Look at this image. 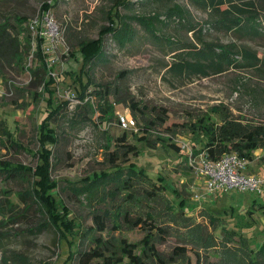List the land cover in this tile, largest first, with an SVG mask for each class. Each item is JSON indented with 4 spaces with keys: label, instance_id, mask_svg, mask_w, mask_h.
Masks as SVG:
<instances>
[{
    "label": "rangeland",
    "instance_id": "obj_1",
    "mask_svg": "<svg viewBox=\"0 0 264 264\" xmlns=\"http://www.w3.org/2000/svg\"><path fill=\"white\" fill-rule=\"evenodd\" d=\"M44 2H49L50 11L62 28L65 45L57 51L55 64L49 66L41 49L35 47L30 29L20 36L25 42L24 37L31 35V45H26L24 57V66L28 69L9 67L0 71V121L5 122L12 135L11 140L0 135V164H20L36 171L43 150L51 148L49 176L52 182H58L66 211L60 208L54 217L48 210L43 211L44 216L39 212L28 196L29 192L32 195L35 172L30 178L15 181H6L4 173L0 174V204L7 201L15 204L13 209L0 211V264H80L72 254L79 242L82 250L91 247L89 238L84 240L82 236L94 226L92 212L102 207V189H90V181L95 174L110 168L104 148L125 132L117 119L119 115L133 117L128 106L132 97L146 104L153 117L160 109L165 110L167 121L159 130L173 128L172 141L182 145L180 152L161 146L150 148L130 136L128 143L140 150L138 156L129 157L135 167L152 179H162L170 198L175 197L173 189L181 192L187 206L192 207L189 216L206 226L220 241L228 229L248 239L253 249L264 244V215L257 209L258 205L251 208L253 204L264 205V186L261 193L231 190L209 194L187 156L188 148H199L187 126L214 106L223 104L237 117L264 122V17L248 21L250 29L261 32L255 39H242L238 34L216 30L203 33L207 42L235 43L253 49L258 53L257 64L231 68L207 78L183 79L172 76L168 69L176 44L200 46L195 35L172 24L156 27L158 38H155L135 19L156 14L163 17L169 6L179 4L190 10L195 24H205L207 13L190 0H131V7L120 5L122 0H0V17L18 14L33 20L41 14ZM109 17L117 28L128 19L135 38L120 46L107 35L104 59L84 67L80 53L68 45L67 38L98 39L102 28L110 24ZM167 39L175 44L168 45ZM106 86L111 90L107 100L115 107V117L100 124L102 116L108 117L103 113L106 96L102 89ZM56 109L59 113L48 127L51 133L48 132L42 143L39 124ZM248 173H264V150L256 151ZM24 192L27 195L22 197ZM205 211L219 218L216 229L207 216H202ZM65 217L73 223L61 225L67 238L55 224L57 220L64 222ZM115 235L129 243H139L145 230L125 229ZM182 245L178 238L168 237L158 248L170 254ZM190 249L191 264H221L213 251H201V256L196 257ZM90 264H104V261L97 259Z\"/></svg>",
    "mask_w": 264,
    "mask_h": 264
},
{
    "label": "trees",
    "instance_id": "obj_2",
    "mask_svg": "<svg viewBox=\"0 0 264 264\" xmlns=\"http://www.w3.org/2000/svg\"><path fill=\"white\" fill-rule=\"evenodd\" d=\"M190 1L207 13L208 19L205 24H195L190 10L179 4L169 6L163 17L161 14H156L153 17L135 19L155 38H158L156 27L172 24L195 35L200 46L180 42L176 44L173 62L168 69L172 76L183 79L207 78L226 73L231 68L253 67L259 62L258 53L253 49L240 47L235 43L207 42L203 33L216 30L238 34L242 39L260 37L261 32L258 29H250L248 21L264 17V0ZM120 5L131 7L133 3L131 0H122ZM50 8L49 2H44L41 13ZM115 11L118 12L117 9ZM108 19L110 24L102 28L98 39H76L71 36L67 38L68 45L70 44L80 53L84 67L104 59L107 35H111L120 46H126L134 40L135 30L126 21L128 19L123 21L120 28L115 27L116 23L111 17ZM29 21L28 17L18 14H14L13 17H0V71L9 67L19 68L22 71L28 69L24 66V57L26 45L29 47L31 45V35L27 34L24 37L25 42L20 40V36L30 30ZM166 42L170 46L175 44L169 39ZM240 61L246 64H241ZM53 81L50 80L51 83ZM102 92L106 96L103 113L108 117L102 116L99 120L100 124L106 119L110 121L115 117V107L109 105L107 100L111 95L110 87H104ZM128 106L138 129L125 131L121 136L114 138L112 144L105 146V156L110 168L95 174L90 181V189L98 187L102 189L100 203L102 207L92 212L94 226L82 236L84 240L89 238L87 240L91 247L82 250L79 242L72 258L75 256L80 264H90L97 259L104 261V264H191L188 255V250L191 248L196 257L201 256V251L205 253L213 251L220 258L221 264H264V244L253 249L248 239L228 229L224 230V238L220 241L214 233L208 232L206 226L189 216L192 207L187 206V201L181 192L173 189L175 197L170 198L162 179H152L135 167V162L129 157L138 156L140 150L137 145L128 143L130 136L150 148L161 146L165 150L180 152L182 145L172 141L175 132L173 128H167L164 132L159 130L167 121L165 110L160 109L156 117H153L150 108L134 97L131 98ZM90 107L93 110V106ZM153 111L156 112V109ZM58 113L57 109L54 110L39 124V140L42 143L49 136L48 132L51 133L48 128L50 121ZM186 126L182 125V127ZM187 127L193 136V141L199 145V148L195 146L193 148L196 156L204 152L211 160L217 161L225 154L236 153L252 162L256 151L264 150V122L237 117L223 104L212 107L209 112L198 117ZM160 133H166L168 136L163 137ZM0 135L7 137L8 140L12 137L3 121H0ZM112 145L115 147L114 150H111ZM51 152V148L43 150L41 163L36 171L20 164L3 162L0 164V174L4 173L6 181H15L30 178L35 172L32 195L29 192L28 196L43 216V211L48 210L54 217L60 208L64 211L66 208L58 182L54 183L50 180ZM26 195L27 192L21 194L22 197ZM255 205H258L257 209L264 215V205L253 204L251 208L254 209ZM14 207V203L7 201L5 204H0V211ZM65 213L68 215V212ZM252 213L253 211L250 210L249 214ZM202 216H207L210 225L216 229L220 221L218 217L206 211ZM66 218H63L62 223L59 220L55 221V224L67 238V233L61 225L73 223L72 220L71 222L65 220ZM136 228L145 230V236L139 243H129L126 239L115 235L125 229ZM168 237H176L183 242L182 246H177L170 254L163 253L158 248V245L164 243ZM15 258L22 260L21 256Z\"/></svg>",
    "mask_w": 264,
    "mask_h": 264
},
{
    "label": "built area",
    "instance_id": "obj_3",
    "mask_svg": "<svg viewBox=\"0 0 264 264\" xmlns=\"http://www.w3.org/2000/svg\"><path fill=\"white\" fill-rule=\"evenodd\" d=\"M29 27L33 34L35 47L41 49L46 56L45 62L52 66L56 62L55 57L60 46L65 45L61 26L49 9L30 20ZM117 122L124 131H137L138 129L136 120L129 114L119 115ZM187 156L190 166L203 179L209 194L231 190L253 193L262 191L264 173L261 175L248 173L251 162L236 153L225 154L220 160L214 161L206 153L202 152L196 156L193 149L188 148Z\"/></svg>",
    "mask_w": 264,
    "mask_h": 264
}]
</instances>
